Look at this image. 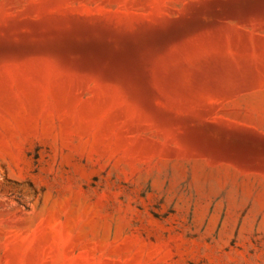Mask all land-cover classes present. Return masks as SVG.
Here are the masks:
<instances>
[{
  "label": "rangeland",
  "instance_id": "374dc122",
  "mask_svg": "<svg viewBox=\"0 0 264 264\" xmlns=\"http://www.w3.org/2000/svg\"><path fill=\"white\" fill-rule=\"evenodd\" d=\"M0 264H264V0H0Z\"/></svg>",
  "mask_w": 264,
  "mask_h": 264
}]
</instances>
